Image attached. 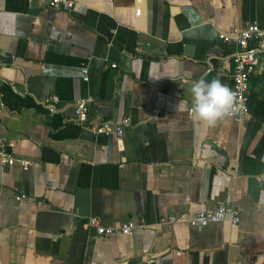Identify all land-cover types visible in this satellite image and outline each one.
<instances>
[{
    "label": "crops",
    "instance_id": "obj_1",
    "mask_svg": "<svg viewBox=\"0 0 264 264\" xmlns=\"http://www.w3.org/2000/svg\"><path fill=\"white\" fill-rule=\"evenodd\" d=\"M73 1L0 0V136L30 162H0V264H264V57L244 118L187 111L191 81L231 82L217 33L264 27V0ZM87 96L85 127L71 104ZM104 120L122 134L93 133ZM218 204L239 222L188 225ZM91 215L148 227L100 237Z\"/></svg>",
    "mask_w": 264,
    "mask_h": 264
},
{
    "label": "built area",
    "instance_id": "obj_2",
    "mask_svg": "<svg viewBox=\"0 0 264 264\" xmlns=\"http://www.w3.org/2000/svg\"><path fill=\"white\" fill-rule=\"evenodd\" d=\"M49 6L52 8L70 10L73 7V0H49ZM218 40L232 47L231 61L232 73L231 82L227 85L236 96L239 111L234 115L227 117L232 119H242L248 113V90L249 79L254 73L259 61L264 57V27H260L255 23L247 24L236 33L228 34L222 31L217 33ZM114 66V65H112ZM86 80L87 78L84 77ZM60 99L57 95H50L44 100L45 107L49 113L57 110V104ZM95 103L94 98L87 96L84 99L75 100L71 106L73 108V119L81 125H86L88 108L90 104ZM188 114L189 108H188ZM128 118L122 119L121 123H127ZM86 127V126H85ZM95 134H122L121 124L116 125L111 120H104L99 125L90 128ZM12 144L6 137L0 136V162L7 165L18 164L22 169H27L29 161L23 158H17L11 152ZM25 196L17 195L20 201ZM171 215L162 216L156 222L157 225L163 226L174 222ZM228 220L232 224H236L240 220V214L237 208L228 207L225 204H218L213 209L199 210L191 214L187 223L191 227H205L211 223ZM87 225L94 228L96 234L100 237H108L115 233L129 235L134 230H142L148 227L144 220H126L118 221L113 225H102L99 216L91 215L87 217ZM156 261L153 254H146L142 264H153Z\"/></svg>",
    "mask_w": 264,
    "mask_h": 264
},
{
    "label": "clouds",
    "instance_id": "obj_3",
    "mask_svg": "<svg viewBox=\"0 0 264 264\" xmlns=\"http://www.w3.org/2000/svg\"><path fill=\"white\" fill-rule=\"evenodd\" d=\"M189 112L193 121L216 127L225 118L239 111L235 93L218 79L200 77L191 81ZM181 100L179 107L183 108Z\"/></svg>",
    "mask_w": 264,
    "mask_h": 264
}]
</instances>
